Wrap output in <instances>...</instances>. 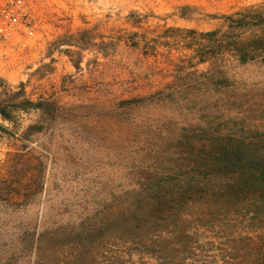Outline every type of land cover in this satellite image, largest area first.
<instances>
[{"label": "rangeland", "instance_id": "obj_1", "mask_svg": "<svg viewBox=\"0 0 264 264\" xmlns=\"http://www.w3.org/2000/svg\"><path fill=\"white\" fill-rule=\"evenodd\" d=\"M26 2L1 96L63 109L0 115V264H264V0Z\"/></svg>", "mask_w": 264, "mask_h": 264}, {"label": "trees", "instance_id": "obj_2", "mask_svg": "<svg viewBox=\"0 0 264 264\" xmlns=\"http://www.w3.org/2000/svg\"><path fill=\"white\" fill-rule=\"evenodd\" d=\"M218 30L211 31L210 34H213L217 32ZM241 62H244V59H240ZM221 73V72H220ZM214 79V85L217 88L221 84V79L224 78L223 74H217L216 76H213ZM5 94H12V97H9V99H6V97H2V93H0V115L5 119H11L12 113L16 109H30L35 108L38 109L42 116H45L47 119H54L58 112H60L63 108L60 106L55 100L53 99H47V98H41L36 102H31L27 97L23 89L20 91L10 92L9 90H5ZM14 95V96H13ZM15 97H21L22 101L17 103H11L10 101ZM145 97H139L136 99H128L125 100L123 104L130 105L134 102L140 103L145 102ZM11 103V104H10ZM43 125L38 123L29 124L25 130L20 134V138L22 140H30L31 135L34 132L42 130ZM24 145L21 144L20 148H17L18 151H21L24 149ZM20 153V152H19ZM255 191H258L262 196H264V184L258 186L257 188H254Z\"/></svg>", "mask_w": 264, "mask_h": 264}, {"label": "built area", "instance_id": "obj_3", "mask_svg": "<svg viewBox=\"0 0 264 264\" xmlns=\"http://www.w3.org/2000/svg\"><path fill=\"white\" fill-rule=\"evenodd\" d=\"M32 11L26 0H0V41L9 40L32 22Z\"/></svg>", "mask_w": 264, "mask_h": 264}]
</instances>
